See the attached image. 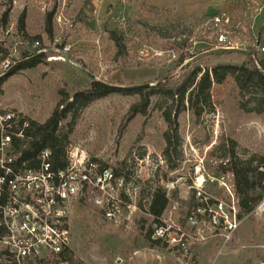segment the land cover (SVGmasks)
Wrapping results in <instances>:
<instances>
[{
	"label": "rangeland",
	"instance_id": "1",
	"mask_svg": "<svg viewBox=\"0 0 264 264\" xmlns=\"http://www.w3.org/2000/svg\"><path fill=\"white\" fill-rule=\"evenodd\" d=\"M238 2L61 0L50 9L54 7L53 14L57 10L63 13L65 20L58 28L52 19V36L47 38L48 12L26 4V0H0V13L8 9L4 27L0 24V62L2 50L11 48L13 42H25L19 53L33 56L32 42L40 37V45L46 49L34 67L18 69L6 77L0 110L43 123L60 103L90 89L93 81L115 88L174 89L195 68L231 65L253 69L247 56L218 50L209 31L211 17L232 10ZM22 13L28 39L17 32ZM189 18L208 20L195 26ZM263 20L264 11L254 26ZM117 22L123 25L125 45V55L118 57L109 41ZM176 24L191 27L192 35L166 40L152 30ZM5 29H11V34L6 35ZM197 31H201L202 41L192 38ZM64 48L68 51L57 60ZM210 96L209 112L195 118L184 111L171 130L163 119L168 103L152 97L145 115L133 114L131 106L139 102L136 95L112 94L95 100L87 107L75 108L61 122L59 132L68 135L67 150L83 152L136 184L135 210L126 220L109 224L89 209L79 208L74 213L71 264H263L264 192L255 188L253 195H261V199L251 213L244 214L228 170L231 161L264 157V110L249 112L259 94L254 88L240 91L234 80L226 77L212 85ZM167 131L172 135L174 169L163 157V134ZM156 189L167 198L164 214H172L176 225L198 239L187 252L173 253L151 236L155 220L147 213V203ZM213 213L226 216L234 228L227 230L223 218L216 226L211 224ZM189 216L197 222L193 229L187 225Z\"/></svg>",
	"mask_w": 264,
	"mask_h": 264
},
{
	"label": "built area",
	"instance_id": "2",
	"mask_svg": "<svg viewBox=\"0 0 264 264\" xmlns=\"http://www.w3.org/2000/svg\"><path fill=\"white\" fill-rule=\"evenodd\" d=\"M58 1L26 0V4L36 5L43 13L52 12L55 27L60 28L65 20L63 13L57 10L53 14L54 7L50 9ZM262 11L264 0H239L232 10L212 16L209 24L218 50L247 56L253 68L264 75V20L254 26ZM10 31L5 29V34ZM40 43L32 42L34 54L45 53ZM22 44L26 46L25 42H13L11 48L6 47L0 77L32 57L19 53ZM67 51L64 48L59 52L57 60H62ZM27 126L28 121L15 111L0 110V264H70L74 213L79 208L89 209L94 217L109 224L126 220L135 210V180L127 182L109 167L71 149L66 151L61 167L53 165L48 150L40 151L30 166L19 165L12 142L24 139ZM219 218L225 220L227 230L234 228L226 216L215 213L210 223L216 226ZM187 225L191 229L197 226L193 216L187 218ZM151 236L173 253L187 252L198 240L176 225L172 214L164 212L155 220Z\"/></svg>",
	"mask_w": 264,
	"mask_h": 264
},
{
	"label": "trees",
	"instance_id": "3",
	"mask_svg": "<svg viewBox=\"0 0 264 264\" xmlns=\"http://www.w3.org/2000/svg\"><path fill=\"white\" fill-rule=\"evenodd\" d=\"M8 15V9L4 11L0 24L5 25ZM190 23L195 22V26H201L208 18L187 19ZM174 22L176 23L175 19ZM52 12H48L45 18V34L47 38L52 36ZM191 27L185 25H159L152 29L155 34L166 40H175L179 36H191ZM123 25L117 22L114 24V31L109 35V41L114 44L116 54L118 56L125 55L124 35L121 33ZM209 31L212 29L209 27ZM17 32L25 39L28 36L25 33V14L22 13L17 24ZM117 32L120 34L117 35ZM176 32V33H175ZM201 31H197L196 41H202ZM23 38V40L25 41ZM41 41L40 37H36ZM191 47V44L187 48ZM1 50V49H0ZM4 53L5 50H2ZM43 54L33 55L28 60L17 64L8 73L0 77V95L2 94V86L7 76L18 69H28L34 67ZM3 57H1L2 59ZM182 61V58L180 59ZM226 77H231L240 91H246L248 88H254L259 94L253 109L249 112L260 113L264 110V75L256 69H248L245 67H237L231 65H218L210 70L193 69L187 77L176 88L169 89L164 87H132V88H115L93 81L90 89L77 92L73 95L70 102L60 103L53 113L43 123L28 121L23 140H13L12 146L15 152L16 160L19 165L28 163L30 166L37 154L42 150L50 152L53 165L63 166L68 143V135L59 132V126L65 120L70 112L75 108L87 107L91 102L102 99L112 94H122L126 96L136 95L139 102L131 106V113L145 115L151 104L152 97L164 99L165 104L163 111V119L171 130L173 126H177L178 116L189 111L195 118L209 112L211 107L210 89L213 84L223 82ZM65 102V101H64ZM187 106V107H185ZM162 110V109H161ZM165 147L163 149V157L171 169L175 168V163L171 160L172 135L169 131L163 134ZM174 150V148H173ZM229 172L233 175L234 191L238 200V207L244 214L253 211L256 204L261 199V195L254 196L255 188H260L264 192V157L251 158L248 161H231L228 165ZM116 176H120L114 171ZM167 206V198L161 189H156L150 196L147 203V213L156 220L162 215ZM140 207V206H139ZM127 215V212H124ZM150 236V235H148ZM158 242V241H157ZM155 242V243H157ZM68 261L72 262L71 256ZM264 264V259L261 261ZM245 264H251L246 262Z\"/></svg>",
	"mask_w": 264,
	"mask_h": 264
}]
</instances>
